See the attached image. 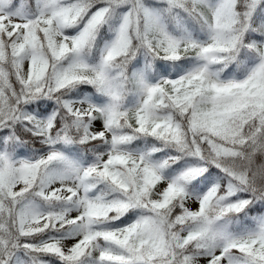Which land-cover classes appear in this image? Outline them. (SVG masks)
<instances>
[{"label": "snow or ice", "instance_id": "6c2138e0", "mask_svg": "<svg viewBox=\"0 0 264 264\" xmlns=\"http://www.w3.org/2000/svg\"><path fill=\"white\" fill-rule=\"evenodd\" d=\"M0 264H264V0H0Z\"/></svg>", "mask_w": 264, "mask_h": 264}]
</instances>
